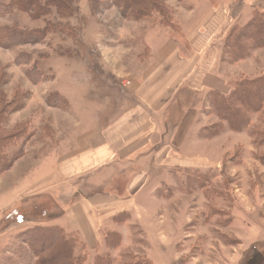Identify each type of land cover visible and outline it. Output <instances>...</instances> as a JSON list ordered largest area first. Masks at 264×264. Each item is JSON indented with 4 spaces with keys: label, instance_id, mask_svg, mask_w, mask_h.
Here are the masks:
<instances>
[{
    "label": "rangeland",
    "instance_id": "rangeland-1",
    "mask_svg": "<svg viewBox=\"0 0 264 264\" xmlns=\"http://www.w3.org/2000/svg\"><path fill=\"white\" fill-rule=\"evenodd\" d=\"M47 1L31 12L26 1L0 0V264H36L32 230H56L71 201L100 194L89 184L88 193L56 188L55 165L124 108L122 87L148 76L152 35L179 37L225 7L238 18L220 34L221 72L233 83L264 74V46L237 61L225 53L233 30L254 17L253 0H76L67 17ZM206 105L199 135L211 140L185 153L207 167H175L154 193L134 196L129 174L113 177L104 188L132 209L100 210L93 246L71 230L87 244L86 264H251L264 254V104L237 130L211 110L209 95Z\"/></svg>",
    "mask_w": 264,
    "mask_h": 264
},
{
    "label": "crops",
    "instance_id": "crops-1",
    "mask_svg": "<svg viewBox=\"0 0 264 264\" xmlns=\"http://www.w3.org/2000/svg\"><path fill=\"white\" fill-rule=\"evenodd\" d=\"M252 7L264 12V0H253ZM213 10L179 37L152 35L148 76L122 87L124 108L110 122L92 128L85 145L55 165L56 188L70 183V193H88L82 186L89 184L100 193L71 201L59 220L89 246L100 240V210L132 209L120 207L113 194L118 192L104 188L113 177L129 174L126 191L134 196L154 193L175 167H207L204 157L185 150L211 140L199 135L206 128L200 124L206 96L212 91L229 94L235 84L219 68L224 45L220 34L238 18L225 7Z\"/></svg>",
    "mask_w": 264,
    "mask_h": 264
},
{
    "label": "trees",
    "instance_id": "trees-1",
    "mask_svg": "<svg viewBox=\"0 0 264 264\" xmlns=\"http://www.w3.org/2000/svg\"><path fill=\"white\" fill-rule=\"evenodd\" d=\"M21 1H26L27 4L21 3V5L23 8L26 6L25 9L31 12L38 11L42 4L36 2V0ZM47 2H49V5L56 6L59 13L65 17L69 15L72 6L73 13L78 11L75 7L76 0H48ZM129 8L135 11L133 6ZM261 46H264V12L257 10L247 26L235 28L229 35L225 44V53L231 60L237 61L249 56L253 48ZM57 94L54 96L56 97ZM209 97L211 110L217 113L221 119L227 121L234 130H237L238 124L244 123L243 115L258 111L263 107L264 74L254 79H242L233 85L229 94L212 91L209 93ZM205 130L206 128L201 133ZM5 156V154L0 153V160H4ZM60 227L57 226L56 230H51L49 226L39 225L32 230L40 234L39 237H30L28 241L31 248L34 249V253H36V264H86L88 256L85 241L74 231ZM32 235L36 236L34 233ZM263 255L261 251H256L249 263H256L259 261V257H263ZM109 263V258L104 260L103 258H96L94 264Z\"/></svg>",
    "mask_w": 264,
    "mask_h": 264
}]
</instances>
